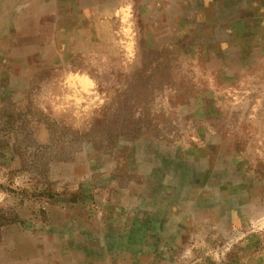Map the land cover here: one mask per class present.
I'll return each instance as SVG.
<instances>
[{"label": "rangeland", "instance_id": "rangeland-1", "mask_svg": "<svg viewBox=\"0 0 264 264\" xmlns=\"http://www.w3.org/2000/svg\"><path fill=\"white\" fill-rule=\"evenodd\" d=\"M0 264H264V0H0Z\"/></svg>", "mask_w": 264, "mask_h": 264}]
</instances>
